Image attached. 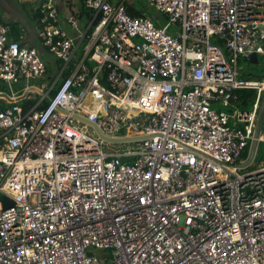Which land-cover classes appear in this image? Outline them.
I'll use <instances>...</instances> for the list:
<instances>
[{
    "label": "built area",
    "instance_id": "built-area-1",
    "mask_svg": "<svg viewBox=\"0 0 264 264\" xmlns=\"http://www.w3.org/2000/svg\"><path fill=\"white\" fill-rule=\"evenodd\" d=\"M39 1L41 48L0 21V78L36 101L0 107V264H264V164L240 172L264 80L239 71L264 55V0H149L159 25L86 0L89 31L66 18L75 34ZM41 49L57 58L48 81ZM241 88L257 90L252 109ZM82 117L145 138L110 148Z\"/></svg>",
    "mask_w": 264,
    "mask_h": 264
},
{
    "label": "crops",
    "instance_id": "crops-1",
    "mask_svg": "<svg viewBox=\"0 0 264 264\" xmlns=\"http://www.w3.org/2000/svg\"><path fill=\"white\" fill-rule=\"evenodd\" d=\"M111 1L112 2L124 1L128 6L129 11L133 15L145 14V15L150 16L149 14L150 9L153 8L150 5L149 0H111ZM83 2H84L83 0H57L59 18L61 19V21H65L63 25L69 34L77 33V30L73 28L71 24L66 22V18H68L69 16H73L77 19L81 30L89 31L90 29L91 11L87 9V7H85V4ZM38 5H39V1L37 0L35 1L33 0H0V20L10 25L11 32L9 33V37L11 39H16L26 46H37L41 48V41H40V35H39L41 24L39 22ZM31 13L33 14L32 19L30 18ZM155 15H156L155 18L158 19V21L164 20V17L160 13L157 12ZM261 43L264 44V29L261 31ZM85 44H86V39L78 42L76 46L75 60L80 59L84 55ZM41 50L49 65L47 80H46L48 81V79L52 78L53 77L52 75L55 74L54 72H55V67H57V62L56 63L50 62L47 59V54L50 52H47L44 49H41ZM258 55L259 54H257V56ZM241 58L249 59V61L252 64H256L253 61H251V56L250 57H240V59ZM240 59H239V62H240ZM239 71L242 74V76H244L245 78L249 80H257V81L264 80V78L260 80V79H252V78L247 77L245 74L241 72L240 65H239ZM25 80L26 79H22L21 82L15 83V84H20V83L26 84ZM40 81H42V83L39 85V87L42 86L45 79H38V82ZM15 84H11V85L9 84V86L14 90ZM238 90L239 89L236 90V93ZM22 92H24V89L21 92L13 91L11 93L7 91H0V107L10 105L13 102V100L10 97L12 95L18 97V100L20 99L19 101H22V97H21ZM263 95H264V92H263ZM263 95H262V99H263ZM238 100H239V95H238ZM238 100H237V106L240 107ZM21 104L23 107H25L23 102ZM125 143L132 144L135 142L130 141V142H125ZM117 144H122V143H117ZM259 147H260V144H259ZM259 147L257 150V156L260 152Z\"/></svg>",
    "mask_w": 264,
    "mask_h": 264
},
{
    "label": "rangeland",
    "instance_id": "rangeland-1",
    "mask_svg": "<svg viewBox=\"0 0 264 264\" xmlns=\"http://www.w3.org/2000/svg\"><path fill=\"white\" fill-rule=\"evenodd\" d=\"M157 10L155 8H151L150 9V17L153 18V20L156 22V24H163L165 22V20L163 21H158V19H156V12ZM159 13V12H158ZM30 18H33V14H30ZM258 62L256 64H252L249 59L246 58H241L239 65H240V70L243 74H245L247 77L252 78V79H262L264 78L262 75L264 74V55L259 54L258 55ZM47 59L52 62V63H56L57 58L54 54L52 53H48L47 54ZM258 76H262V78H259ZM33 83H36L38 85H40L42 83V81L38 82L37 79H33L32 80ZM6 91L7 92H21L24 89L25 84L20 83V84H15L14 85V90L9 86V84H6ZM217 108H223L222 105H216ZM129 144L127 143H122V144H116V145H111L109 146L110 148H115V149H121L124 150L128 147ZM135 145V144H134ZM251 145V144H250ZM250 147V146H249ZM259 154L257 156V158L247 167L244 169H240V172H244V171H252L260 166H262L264 164V142L260 143V147H259ZM100 253V252H99Z\"/></svg>",
    "mask_w": 264,
    "mask_h": 264
},
{
    "label": "water",
    "instance_id": "water-1",
    "mask_svg": "<svg viewBox=\"0 0 264 264\" xmlns=\"http://www.w3.org/2000/svg\"><path fill=\"white\" fill-rule=\"evenodd\" d=\"M251 61H253L254 63L258 62V56L256 53H253L251 55ZM263 117H264V95H263V99H262L261 106H260L259 113H258V120H257V124H256L254 137L251 141V145L249 148V154H248L249 156H248L247 160L243 161L240 164L241 167H245L247 165H250L256 157L257 150H258V147L260 144L259 136H260L261 129H262ZM82 119L84 121L88 122L89 124L93 125L97 129V132L99 133V135L104 140L112 142V143H125V142H130V141H137V140H141V139L145 138V136H125V137L112 138V137L106 136L95 122H93V121H91L85 117H82Z\"/></svg>",
    "mask_w": 264,
    "mask_h": 264
},
{
    "label": "trees",
    "instance_id": "trees-1",
    "mask_svg": "<svg viewBox=\"0 0 264 264\" xmlns=\"http://www.w3.org/2000/svg\"><path fill=\"white\" fill-rule=\"evenodd\" d=\"M37 1H39V0H37ZM84 2V4H85V7H87L86 6V0H83ZM127 5V4H126ZM42 7H43V3H42V1H39V5H38V14H39V22H40V24H41V27H42V23H41V17H42V13H41V10H42ZM128 7V6H127ZM88 9V8H87ZM128 10H129V8H128ZM130 12V11H129ZM59 13V12H58ZM131 13V12H130ZM142 15H145V14H142ZM149 16V15H148ZM90 18H92V16H91V13H90ZM0 21H2V20H0ZM4 22V21H3ZM6 23V22H5ZM10 32H11V29H10ZM9 32V33H10ZM82 51V50H81ZM68 73H69V71H66L65 73H64V76H66V75H68ZM54 75V74H53ZM52 75V76H53ZM263 77H264V74L262 75ZM262 76H258L259 78H262ZM260 80H262V79H260ZM7 84V83H6ZM59 87V85H57L55 88H54V90L52 91V93H54L55 91H56V89ZM0 91H6V85H5V82L0 78ZM237 93H238V95H239V105H240V107L241 108H243V109H250V108H252V104H253V102L255 101V99H256V96H257V90L256 89H254V88H242V89H239L238 91H237ZM22 102L24 103V109L25 110H29L30 109V107L32 106V105H34V103L36 102V101H27V100H22Z\"/></svg>",
    "mask_w": 264,
    "mask_h": 264
},
{
    "label": "bare ground",
    "instance_id": "bare-ground-1",
    "mask_svg": "<svg viewBox=\"0 0 264 264\" xmlns=\"http://www.w3.org/2000/svg\"><path fill=\"white\" fill-rule=\"evenodd\" d=\"M259 85H264V82H262V83H259Z\"/></svg>",
    "mask_w": 264,
    "mask_h": 264
},
{
    "label": "clouds",
    "instance_id": "clouds-1",
    "mask_svg": "<svg viewBox=\"0 0 264 264\" xmlns=\"http://www.w3.org/2000/svg\"><path fill=\"white\" fill-rule=\"evenodd\" d=\"M116 144H117V143H116ZM256 156H257V155H256ZM255 159H256V158H255ZM255 159H254V160H255Z\"/></svg>",
    "mask_w": 264,
    "mask_h": 264
}]
</instances>
